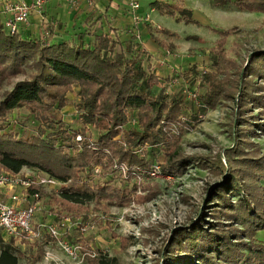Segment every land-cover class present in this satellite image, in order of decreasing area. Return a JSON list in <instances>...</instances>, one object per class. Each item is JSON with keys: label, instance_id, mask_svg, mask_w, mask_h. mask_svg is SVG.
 <instances>
[{"label": "trees", "instance_id": "16d2710c", "mask_svg": "<svg viewBox=\"0 0 264 264\" xmlns=\"http://www.w3.org/2000/svg\"><path fill=\"white\" fill-rule=\"evenodd\" d=\"M148 5L162 15L178 13L182 21L195 22L191 11L179 4L154 0ZM214 5L264 14V0H214ZM145 26L152 41L167 49L156 34H174ZM214 31L222 42L233 33ZM117 44L119 41L108 34L96 36L91 46L69 41L51 43L49 37L40 40L10 34L0 23V90L3 84L23 75L26 66L34 70L0 100V172L16 175L29 169L47 174L64 184L53 201L67 209L93 201L129 199L134 192L101 182L90 185L88 171L94 167L110 171L114 164L124 165L127 175L132 173L128 181L135 176L134 171L150 170L154 164L167 174L190 164L180 145L183 133L194 126L183 114L185 105L180 99L149 93L148 84H157L158 79L149 75L140 81L144 76L140 66L144 51L126 56L123 51L116 52ZM213 52L208 68L194 73L198 76L197 89L202 90L197 96L199 111L214 110L222 101L235 104L237 99L238 142L244 144L248 134L264 128V85L256 83L264 82V51L251 55L242 80L233 60L221 49ZM185 75L178 74V78ZM74 87L75 111L82 126L76 130L56 119L54 113L67 105V94ZM19 108L28 111L33 124L27 137L8 130L9 114ZM192 118L196 122V117ZM90 128L97 131L95 138L89 135ZM147 149L161 152V164L147 161ZM239 152L238 147L225 151L226 166L217 159V170L223 176L211 188L209 215L206 219L198 217L173 236L168 250L179 251L171 255L172 260L164 257V263L264 264V240L256 238L264 231V154L242 157ZM213 163L208 162L211 166ZM18 261L14 241L0 236V264Z\"/></svg>", "mask_w": 264, "mask_h": 264}, {"label": "rangeland", "instance_id": "374dc122", "mask_svg": "<svg viewBox=\"0 0 264 264\" xmlns=\"http://www.w3.org/2000/svg\"><path fill=\"white\" fill-rule=\"evenodd\" d=\"M163 1L190 10L195 22L182 21L178 13L169 16L155 11L151 22L143 23L144 26L149 24L174 34V37L156 34L167 49L158 47L152 40L144 42L136 24L131 30L132 40L128 44L123 42L124 47L116 49L126 52V56H135L144 51L140 56L144 73L140 81L149 75L158 79L157 84L149 83L146 90L155 96L180 99L185 105L183 114L191 119L190 125L194 126L183 133L180 145L183 154L191 159L190 164L174 174L163 173L160 166L154 176L141 177L143 172L134 171L135 177L128 181L132 173L127 175V172L122 173L118 167H114L120 164H114L110 171H102L98 167L88 171V177L92 179L90 185L101 182L128 193L133 190L129 199L93 201L64 209L60 202L53 201L59 188L41 189L39 210L34 215L35 227H54L62 219L66 224L63 228H57L56 238L45 235L32 244L15 242L18 264H30L34 260L37 261L32 264H166L164 259L168 256L171 259V255L179 251L168 250L173 236L187 229L190 222L195 223L198 217L206 219L209 215L212 207L208 205L211 188L221 182L223 176L217 170V159L226 166L224 153L235 147H238L242 157L264 154V128L248 134L246 143L238 142L237 99L235 104L222 101L214 110L199 111L197 96L202 90L197 89L198 82L195 80L211 64L214 49H221L227 58L236 63L241 70L242 80L251 55L264 51V14L240 12L228 6L216 7L214 0ZM214 29L232 30L233 33L222 42ZM43 34V31H39L35 33V38L44 40L47 35ZM85 42L90 44L88 39ZM33 72L32 68L26 66L23 75L13 79L10 84H3L0 100L16 82L28 79ZM184 72L187 75L178 78V74ZM256 83L264 85L259 80ZM76 91L77 87H74L67 94V105L54 112L56 119L75 130L82 127L75 111ZM192 117H196V122ZM8 130L26 137L31 134L33 124L25 108L9 114ZM89 135L95 138L97 131L90 128ZM144 156L149 163L161 164L163 161L161 152L157 150L152 152L147 149ZM209 161H214L212 166L208 164ZM28 171L24 170L30 173ZM256 238L264 240V231L259 232ZM60 242L79 248L69 255L63 251ZM167 261V264L173 262Z\"/></svg>", "mask_w": 264, "mask_h": 264}, {"label": "crops", "instance_id": "0c3cea01", "mask_svg": "<svg viewBox=\"0 0 264 264\" xmlns=\"http://www.w3.org/2000/svg\"><path fill=\"white\" fill-rule=\"evenodd\" d=\"M13 0H0V23L5 17L1 11L4 5ZM26 3L42 2L41 14L32 11L27 25L20 27V34L25 38H35V33L43 31L51 43L69 41L75 44L88 45L96 36L108 34L119 41L116 48L132 40L133 26L136 24L144 42L151 41L144 21L151 22L155 11L148 7L153 0H135L139 8L130 10L131 0H24ZM73 3V5L71 4ZM138 22V23H135ZM51 33V36H49ZM44 39V40H45ZM125 42V43H123ZM145 45V44H144ZM116 52H120L117 51ZM126 53V52H125Z\"/></svg>", "mask_w": 264, "mask_h": 264}, {"label": "built area", "instance_id": "2783aa9c", "mask_svg": "<svg viewBox=\"0 0 264 264\" xmlns=\"http://www.w3.org/2000/svg\"><path fill=\"white\" fill-rule=\"evenodd\" d=\"M70 1L74 2V0ZM71 4L73 5L72 2ZM128 8L137 10L139 5L135 0H131ZM32 11L41 14L42 2L26 3L24 0L7 2L1 11L5 17L2 23L3 29L10 34L19 33L20 27L27 25ZM114 167H118L122 173L127 172L124 165H115ZM24 170L29 169H23L16 175L0 172V236L6 240H13L14 243L25 241L30 244L42 239L45 235L56 238L58 236L57 228H63L66 224L64 219L58 225L46 229L35 227L34 215L39 210V191L43 188H60L64 184L45 173L31 170H29L30 173H26ZM139 172H143L141 177L150 174L154 176L159 172V165L154 164L150 170ZM59 244L63 251L69 255L79 248L77 245L70 246L68 243L60 242Z\"/></svg>", "mask_w": 264, "mask_h": 264}]
</instances>
